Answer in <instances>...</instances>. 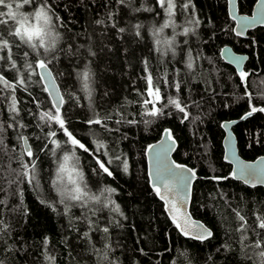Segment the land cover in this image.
Segmentation results:
<instances>
[{
  "label": "trees",
  "instance_id": "1",
  "mask_svg": "<svg viewBox=\"0 0 264 264\" xmlns=\"http://www.w3.org/2000/svg\"><path fill=\"white\" fill-rule=\"evenodd\" d=\"M255 1L238 0L239 12L250 13ZM175 2L178 7L170 18L155 5V0H134L131 7L118 4L117 0H49L64 25L58 28L61 39L56 51L47 56L64 101L60 114L69 131L89 151L67 144V137L54 122L43 127V132L36 126L38 120L30 112L38 111L37 104L39 110L54 112L41 85L29 83L27 92L17 88L18 120L26 127L7 129L3 137L6 148L0 146V188L6 190L0 191V200L4 201L0 204V219L9 225L6 232L0 233L3 264H259L258 256L249 259L245 255L251 250L241 245V233L235 231L240 224L236 213L243 215L250 226L257 216L264 217V187H249L231 177V165L223 161L221 122L238 120L232 130L241 157L253 160L264 154V113L241 119L250 106L264 107V27L253 29L242 38L233 33L226 0H191L190 9L182 8V2L188 0ZM142 5L153 7L154 11H132ZM38 6V0H34L23 10L33 11ZM189 19L198 20L199 24H189ZM97 20L104 23L97 24ZM166 21L170 26L153 35ZM136 24L143 25L139 37L132 27ZM185 27L194 31L185 36ZM119 28L125 32L120 33ZM169 40L175 55L172 50L165 54ZM226 44L247 55L245 81L221 58L220 49ZM89 50L95 55H90ZM40 53L29 59H45L43 49ZM145 60L154 83L160 87L162 102L166 103L169 97L178 99L186 106L188 119L173 105H168L162 116L146 114L142 103L146 93L141 96L137 92L146 89ZM189 62L191 69L187 67ZM85 66L93 74L91 100L77 75ZM4 74L9 80L14 77L7 69ZM31 79L36 81L39 77L33 75ZM175 83H179V90ZM8 103L9 100H0V120L10 123ZM93 111L101 119L111 117L104 122L107 130L104 124L87 123L93 118ZM128 120L136 123L129 124ZM145 120L151 123L145 125ZM165 128L177 140L174 160L197 173L189 211L211 229L213 236L204 241L179 233L149 185L144 151ZM48 131L57 133L52 139L61 148L44 138ZM18 134L28 137L27 144L35 154L33 183L17 177V172L23 171L21 159L24 163L32 159L20 157L25 148L23 140H17ZM97 143L105 146L102 151L107 155L96 151L95 156L112 161L108 165L112 176L98 170L93 154ZM65 153L72 158L67 162L68 171L59 173L58 179ZM116 156L120 160H115ZM122 162L127 163V171ZM77 173H82V180ZM10 180L17 183L9 185ZM72 181L87 192L86 203L60 195L65 188L74 187ZM105 188L116 191L107 193ZM92 196L100 200L89 199ZM62 199L65 203H60ZM109 200L114 203L109 204ZM81 203L85 206L81 207ZM115 205H119L123 215L113 211ZM105 227L107 233L103 231ZM85 232L88 236H84ZM256 232L250 229L244 233V243L264 239V233L257 237ZM46 256L54 260L50 262Z\"/></svg>",
  "mask_w": 264,
  "mask_h": 264
},
{
  "label": "snow or ice",
  "instance_id": "2",
  "mask_svg": "<svg viewBox=\"0 0 264 264\" xmlns=\"http://www.w3.org/2000/svg\"><path fill=\"white\" fill-rule=\"evenodd\" d=\"M134 0H117V3L120 5H126L131 7ZM34 0H0V26H4L3 30H0V100H9L8 110L11 113L9 120L10 123H7L3 120H0V146L6 148L4 145V134L9 128H24L26 125L19 122L18 117L20 114V109L17 107L18 101L15 96V92L17 88H22L24 91H28L29 83H36L41 85L42 90L48 92L50 96H55L56 98L52 102V110H39L40 105L37 104L36 107L38 111L36 113L30 114L34 116L38 120L37 127L41 129L43 132V127L49 126V122H54L59 125V130L63 132V134L67 137V144H70L75 148L83 149L84 152H88L89 148L81 142V140L77 139L72 131H69L68 127L65 125V120L62 118L60 111V106L64 103L63 97L56 92L55 86L49 89L48 86L42 85L41 82L45 80L47 77L41 75L37 69L43 70L48 73V76L51 75L48 72V63L50 61L47 60L48 55L54 54L57 49L58 41L61 39V34L58 31L59 27H63V23L61 18L56 14L55 9L52 4L49 3V0H38L39 6L35 8L33 13L25 14L20 10L24 8L25 5H32ZM155 5H158L160 9L164 10L168 16L171 18L175 14V10L178 7L175 0H155ZM192 7L191 0L188 2H182L183 9H190ZM261 8L264 10V0H261ZM132 11L140 12L154 11L153 7H145L141 6L138 8H133ZM159 14V13H157ZM111 17V14H109ZM234 20L238 19L235 15L232 17ZM258 20L257 16L252 17H240L239 21L242 28H247L253 23H256ZM97 24L104 23L102 20H97ZM189 24L198 25L199 21L194 19L188 20ZM259 23H264V11H262L261 16L259 17ZM114 28L116 27L115 23L112 25ZM170 26L169 21H166L159 29H156L153 32V35H157L159 32L163 31L164 28ZM135 29V35L139 37L140 31L139 29L143 27L141 24H136L132 26ZM118 31L120 33L125 32L124 28H119ZM194 31V28L185 27L183 29V34L187 36L190 32ZM240 32H237V35H240ZM160 41L157 40V44ZM168 45L167 49H165V54H167L168 50L173 51V55H175V51L172 46V41H166ZM24 46V47H22ZM26 47L27 50H24ZM16 49V53L13 52V49ZM40 49H43L45 54V59H35L33 62L29 59L31 55H35L39 57L41 55ZM159 51V49H157ZM90 55H95V53L89 50ZM222 52H226V50H222ZM230 55V53H227ZM241 57L232 56V61L236 64H239L241 61ZM23 61L22 64L18 63L19 61ZM146 75L143 77L146 82V89L144 92H140L137 89L138 95L144 96L146 93V98L143 99L142 103L146 108V114L151 117H159L164 115V109L168 105H173L179 112L184 114V119H188V113L185 110L186 106H182L180 101L175 98L169 97L166 103L162 102L161 91L158 83H154L153 76L151 72L147 70V60L144 62ZM189 69L192 68V63L189 62L187 64ZM12 71L14 73V77L12 80H9L4 72L5 70ZM23 69V72L21 71ZM36 75L39 77L36 81H32L31 77ZM78 77L81 80L83 90L88 94L89 99L91 100L92 96V72L91 70L85 66V69L82 72L77 73ZM239 76L242 81H245L248 73L241 71ZM174 87L179 90V83H175ZM28 95L31 97V93ZM246 95L251 98V94L246 92ZM34 99V98H33ZM261 100L264 101V94L261 95ZM160 104V107H157V104ZM148 106H151L150 110H148ZM264 113V107H257L255 105L250 106L249 111L241 117V119H246L248 117L253 116L255 113ZM111 119V117H105L101 119L98 117V114L93 111V118L88 119L87 123L92 125H101L104 124L105 129L107 130V125L104 123L105 120ZM123 119V118H122ZM120 123L121 121H116ZM127 123L133 124L136 123L134 120H128ZM145 125L151 123L149 120L143 121ZM222 127L227 128L228 122L222 125ZM165 137L164 142L159 144V146L149 145L148 150L156 149L154 156V166L155 172L154 175L156 179L162 180L164 184V191L172 194V197L166 199L165 195L162 194L161 188L157 186L155 183L153 184L154 191L160 196L161 200L165 201L167 205V211L172 222L175 224V227L179 232L190 239H194L197 241H204L213 236L212 231L200 224L197 221L191 219L190 215L186 211H181V208L186 206L188 195H187V187L190 185L191 180L195 178V172L192 169H188L184 165L176 164L174 161L169 162L167 159L168 153L172 150L173 145L175 144V139L171 130L165 129ZM57 135L55 131H48L44 133V138L46 140H50L52 144L56 146L57 149L61 148V144L52 139ZM17 140H23L25 145H27L28 137L23 136L22 134L17 135ZM229 141L231 137L227 138ZM45 144L43 147H47ZM15 147V146H14ZM104 145L102 143H97V148L93 150V154L95 156L96 151H101V155H107L106 152H103ZM2 150V148H0ZM53 154H55L53 150ZM231 155L233 157V161L236 165L235 170L231 173L233 177L239 175V178L244 180L245 183H249L250 180H254L259 183H264V167H253L250 164H247L235 156V150H231ZM27 156L32 158L29 162L24 163L21 159V168L23 171L17 172V177L22 176L25 181L28 183H33L36 177V164H35V154L33 153L31 146H26L24 151L20 153V157ZM72 157H75V151L72 152ZM70 157L67 153L63 156V163L59 165L58 176L60 179L59 173H64L68 171L67 162ZM228 158L227 156L225 157ZM78 159V158H77ZM96 164L98 166V170L105 173L107 176H112L113 172L109 169L108 165L112 162L111 160L104 161L100 159L99 156H95ZM115 160H120V157H114ZM262 163H264V157L260 158ZM124 171L128 170V165L126 162H122ZM16 171V170H13ZM80 179H83L82 173H77ZM216 179H227V177H217ZM17 183L15 180H10L9 185ZM74 185L73 188L68 189L65 188L63 191H60V195L67 200L76 201V202H85L87 198V192H85L76 181H72ZM255 186V184H253ZM38 187V182H37ZM0 191H6L5 189L0 188ZM116 191L115 188H105L104 192L114 193ZM89 199L99 201L100 198L96 196H92ZM182 201V203H181ZM43 203V201H42ZM60 203H65V200L62 199ZM109 204L114 203V201H108ZM0 204H4L3 200H0ZM85 204L81 203V207H84ZM107 206V204H105ZM113 211L120 213L119 205H115ZM240 224L235 229V231L241 233L240 242L244 248L250 249V252H245V255L251 259L253 256L259 257V264H264V239H256L251 244H245L244 241L247 237L244 235L250 229L253 232H256V229H259L260 232H256L257 237L264 233V217L257 216L254 225H249L248 221L245 219L243 215H240L238 212L236 213ZM85 220H88V217L85 216ZM9 225L5 224L2 219H0V233L6 232ZM105 233L108 232V228L105 227L103 229ZM84 236H88V233L85 232ZM0 240H2V236H0ZM44 243L47 244L48 240L45 238ZM227 249V245L222 246ZM259 249L257 252L256 250ZM219 251V249L217 250ZM50 262L54 260L53 257L46 256L45 257ZM0 264H3L0 261Z\"/></svg>",
  "mask_w": 264,
  "mask_h": 264
},
{
  "label": "water",
  "instance_id": "3",
  "mask_svg": "<svg viewBox=\"0 0 264 264\" xmlns=\"http://www.w3.org/2000/svg\"><path fill=\"white\" fill-rule=\"evenodd\" d=\"M226 3H227V13H228V16L233 20V28H232V30H233V33L236 36L245 38V37L248 36L247 33L249 31H251V30H253V29L257 28V27H264V23H259V17L261 16L262 11H264L261 8V0H256L255 1V3L253 4V7H252L250 13H242V12H239V10H238V0H226ZM233 15H235L238 19H235L234 20L232 18ZM254 15L258 17L257 22L251 24L246 29L245 28H242L241 27V24H240V21H239V18L240 17H252ZM237 32H240L241 34L240 35H237ZM222 50H226V52H222ZM227 53H230V55L227 54ZM220 56H221V58L226 63H228L232 67H234L235 70L238 73H240L241 71H243L245 62L247 60V55L245 53L235 52L230 45L226 44V45H223L222 48L220 49ZM232 56L241 57L242 59H241L240 63L239 64L234 63L232 61ZM37 71L40 72L41 75H44V76L47 77L45 80L42 81L43 85L48 86L50 90H51V88L53 86H55L56 92L59 93L60 96H62L61 93H60L59 87H58V85L56 83V80H55V78H54V76H53L50 68L48 67V72L51 73L50 76H48V73L47 72H44L43 70L37 69ZM47 94L49 95L48 92H47ZM49 97L51 99V102H53V100L56 98L55 96H50V95H49ZM61 106H60V108H61ZM237 121H238L237 119H234V120H224V121L221 122V128H222L223 133H224L223 134V138H222L223 161L231 165V173H232L235 170V168H236V165H235V163L233 161V157L231 155V150L234 149L235 150V156L239 160H241V161H243V162H245L247 164H250L253 167H264V163H262V161L260 159L261 157H264V154L257 156L253 160L244 159L239 154L238 147H237V140H236V137H235V135L233 133V130H232L233 125ZM225 122H228V127L227 128L222 127V125L225 124ZM165 129H169V128H165ZM165 129L162 130L159 138L157 140L151 142L150 144H148V146L149 145H154V146H157L158 147L159 144L163 143L164 142V137H165V132H164ZM228 137H231V140L230 141L227 139ZM23 144H24V148L26 146H28V144L25 145L24 141H23ZM148 146L145 148L144 157H145V165H146V175L148 177L149 185H150L151 188H153V184L155 183L157 186H159L161 188V192H162V194L165 195L166 199H169V198L172 197V194L169 193V192H165L164 191L163 181L156 179V177L154 175V172H155L154 156H155L156 149L154 148L153 150L150 151V150H148ZM176 148H177V140L175 139V144L173 145L172 150L167 155L168 161L169 162L174 161L176 164L184 165L188 169L194 170L193 168H191L187 164H184V163H181V162H177V161L174 160L173 153L175 152ZM226 156L228 157L227 159L225 158ZM194 172H195V178L191 180L190 185L186 189L187 195H188L187 203H186V206L185 207L181 208V211H186L190 215V217H191L192 220L197 221L200 224H203L204 226H206L202 221H200L199 219L194 218L192 216V214L190 213V211H189L190 201H191V195H192V186H193L194 181L197 178V173H196L195 170H194ZM231 177L233 179H235V180H238V181L242 182L243 184H245L246 186H249V187H254L253 184H255V186H262V187H264V183H259V182H256L254 180H250L249 183H245L244 180H242V179L239 178V175H237L236 177H233L231 175ZM262 178H264V177H262ZM156 196L163 203V209H164L167 217L171 220V218L169 216V213L167 211V205L165 204V201L164 200H161L160 199V196L157 193H156ZM181 203H182V201H181ZM207 228H209V227H207ZM183 237H185V236H183ZM186 238H188V237H186Z\"/></svg>",
  "mask_w": 264,
  "mask_h": 264
},
{
  "label": "rangeland",
  "instance_id": "4",
  "mask_svg": "<svg viewBox=\"0 0 264 264\" xmlns=\"http://www.w3.org/2000/svg\"><path fill=\"white\" fill-rule=\"evenodd\" d=\"M24 8H22L20 11L21 12H23V13H25V14H30V13H33L34 12V10L33 11H27V10H23Z\"/></svg>",
  "mask_w": 264,
  "mask_h": 264
}]
</instances>
